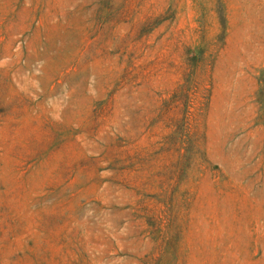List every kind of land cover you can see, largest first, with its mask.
Here are the masks:
<instances>
[{
	"label": "rangeland",
	"instance_id": "rangeland-1",
	"mask_svg": "<svg viewBox=\"0 0 264 264\" xmlns=\"http://www.w3.org/2000/svg\"><path fill=\"white\" fill-rule=\"evenodd\" d=\"M0 264H264V0H0Z\"/></svg>",
	"mask_w": 264,
	"mask_h": 264
}]
</instances>
